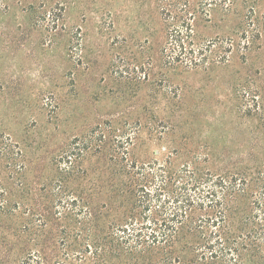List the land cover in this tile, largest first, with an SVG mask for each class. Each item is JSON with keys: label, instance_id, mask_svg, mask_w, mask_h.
Returning <instances> with one entry per match:
<instances>
[{"label": "trees", "instance_id": "trees-1", "mask_svg": "<svg viewBox=\"0 0 264 264\" xmlns=\"http://www.w3.org/2000/svg\"><path fill=\"white\" fill-rule=\"evenodd\" d=\"M193 1L164 9L163 66L190 72L234 50L245 61L263 55V0ZM217 10L242 18L239 39L199 34ZM245 79L235 87L245 116L264 129V87ZM141 127L96 125L58 151L53 172L0 127V264H264V146L240 163L190 152L178 162L176 152L139 153ZM94 157L99 168L87 164Z\"/></svg>", "mask_w": 264, "mask_h": 264}, {"label": "rangeland", "instance_id": "rangeland-1", "mask_svg": "<svg viewBox=\"0 0 264 264\" xmlns=\"http://www.w3.org/2000/svg\"><path fill=\"white\" fill-rule=\"evenodd\" d=\"M169 4L0 0V127L6 136L27 145L29 158L48 172L64 145L106 121L114 130L140 121L138 152H176L178 162L209 153L221 166L240 163L264 146L261 121L245 116L235 88L248 73L264 87V53L245 61L234 50L209 69L190 72L166 68L161 49ZM208 19L197 23L199 34L239 39V15L217 10ZM97 158L87 164L99 168Z\"/></svg>", "mask_w": 264, "mask_h": 264}]
</instances>
